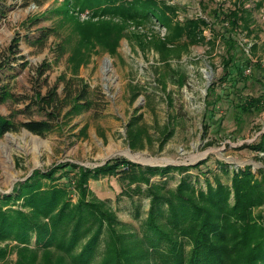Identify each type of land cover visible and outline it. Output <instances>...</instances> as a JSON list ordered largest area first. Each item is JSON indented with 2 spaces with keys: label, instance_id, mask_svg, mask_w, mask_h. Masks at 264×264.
Masks as SVG:
<instances>
[{
  "label": "rangeland",
  "instance_id": "rangeland-1",
  "mask_svg": "<svg viewBox=\"0 0 264 264\" xmlns=\"http://www.w3.org/2000/svg\"><path fill=\"white\" fill-rule=\"evenodd\" d=\"M243 1L252 9L253 32L237 31L241 43L237 52L242 56L241 49H245L254 62L264 63V3L259 7V0ZM76 3L0 0V62L4 64L0 91L11 93L0 102V115L17 122L45 119L41 102L35 101L36 92L44 95L54 90L64 101L66 81L73 95L83 92L82 102H89L83 110L64 106L54 128L45 135L20 128L0 137V194H10L33 170L45 172L59 163L94 168L125 159L144 167H188L138 178V168L121 165L115 173L89 178L84 184L88 197L109 205L121 224L116 226L118 232L142 236L151 203L148 188L164 185L160 191L169 193L189 175L197 190L206 189L218 179L230 183L238 168L251 165L255 172L264 167L258 159L264 158V152L247 146L264 131V111H238L231 82H222L228 47L219 37L225 31L221 22L214 23L218 36L205 30L207 40L215 37L214 43L192 44L179 58L169 59L160 57L151 46V41L168 32L160 22L153 18L141 25L130 23L116 52L110 54L91 34L92 25L85 22L96 21L90 9L80 10ZM220 3L229 8L235 1L161 0L158 5H176L173 21L201 16L212 22V10ZM66 8L69 13L62 12ZM14 38L18 46L10 52ZM45 63L48 68L41 74L39 67ZM254 69L264 82V71ZM180 76L185 79L183 85L176 81ZM212 82L222 94L216 109L206 104ZM238 85L243 94L258 95L263 90L257 82ZM131 153L140 155H133L136 160ZM66 181L63 177L58 183ZM72 181L69 199L75 202L79 192ZM260 213L264 205L253 209L254 215ZM108 238L104 231L93 264L100 261ZM190 247L187 242V250ZM14 260L12 252L5 264H14Z\"/></svg>",
  "mask_w": 264,
  "mask_h": 264
},
{
  "label": "trees",
  "instance_id": "trees-1",
  "mask_svg": "<svg viewBox=\"0 0 264 264\" xmlns=\"http://www.w3.org/2000/svg\"><path fill=\"white\" fill-rule=\"evenodd\" d=\"M75 1L80 10L90 9V16L96 18L94 22H85L92 25L91 34L110 54L116 52L130 23L141 25L153 18L160 22L168 32L151 41V46L160 57L169 59L179 58L192 44L214 43L215 37L207 40L205 30L218 36L214 23L221 22L225 31L219 37L228 47L222 82H231L230 87L238 98L235 103L238 111L245 114L264 111V82L254 74V68L264 71V63L254 62L245 49H241L242 56L237 52L241 45L237 31L253 32L252 9L243 0H234L229 8L220 3L212 10L215 18L212 22L201 16L173 21L176 5L159 7L161 0ZM263 3L264 0H259L256 6ZM62 12L69 13V9ZM17 41L13 39L10 52L16 51ZM47 66L41 65L38 72L42 74ZM3 67L0 62V69ZM249 68L250 73H246ZM184 80L180 76L176 81L183 85ZM240 82L244 86L257 82L263 90L258 95L243 94L238 88ZM70 85L66 81L64 101L54 90L44 95L36 92L35 101L41 102L45 119L17 122L10 116L0 115V137L20 128L45 135L54 128V121L64 106L87 109L89 102H82L85 94L73 95ZM207 95V106L216 109L222 94L215 82L209 86ZM9 96L11 93L2 89L0 102ZM247 146L264 152V131ZM258 159L264 161L262 157ZM121 165L138 168L135 174L138 178L165 174L172 169H189L186 166L144 167L125 159H113L94 168L67 162L45 172L33 170L10 194H0V264H5L12 252H15L14 264H93L104 231L109 233V238L96 264H264V213L253 214L254 208L264 205V167L255 172L251 165L238 168L230 183L218 179L216 183L209 182L206 189L197 190L189 175L169 193L160 191L165 189L164 185L148 188L146 195L151 203L142 236H138L128 231L118 232L116 226L121 224L109 205L88 197L84 188L89 178L115 173ZM63 177L67 181L58 183ZM71 181L79 192L75 202L69 199ZM2 242L5 244L1 245ZM187 242L191 245L189 250Z\"/></svg>",
  "mask_w": 264,
  "mask_h": 264
},
{
  "label": "bare ground",
  "instance_id": "bare-ground-1",
  "mask_svg": "<svg viewBox=\"0 0 264 264\" xmlns=\"http://www.w3.org/2000/svg\"><path fill=\"white\" fill-rule=\"evenodd\" d=\"M131 155V157H133L134 158V156L133 155H140V154H133V153H131L130 154ZM134 159H136V158H134ZM137 160V159H136ZM139 161V160H138ZM147 161H151V160H147ZM153 161H155L154 159H153ZM142 162V161H141ZM152 162V161H151ZM156 163V162H155ZM158 163H163V162H158Z\"/></svg>",
  "mask_w": 264,
  "mask_h": 264
},
{
  "label": "water",
  "instance_id": "water-1",
  "mask_svg": "<svg viewBox=\"0 0 264 264\" xmlns=\"http://www.w3.org/2000/svg\"><path fill=\"white\" fill-rule=\"evenodd\" d=\"M142 163V162H141ZM144 164V163H143ZM173 164H178V163H173Z\"/></svg>",
  "mask_w": 264,
  "mask_h": 264
},
{
  "label": "built area",
  "instance_id": "built-area-1",
  "mask_svg": "<svg viewBox=\"0 0 264 264\" xmlns=\"http://www.w3.org/2000/svg\"><path fill=\"white\" fill-rule=\"evenodd\" d=\"M248 72L250 71V69L247 70Z\"/></svg>",
  "mask_w": 264,
  "mask_h": 264
}]
</instances>
